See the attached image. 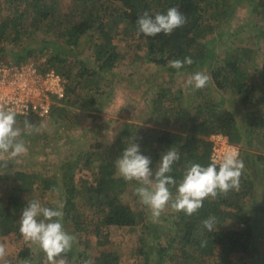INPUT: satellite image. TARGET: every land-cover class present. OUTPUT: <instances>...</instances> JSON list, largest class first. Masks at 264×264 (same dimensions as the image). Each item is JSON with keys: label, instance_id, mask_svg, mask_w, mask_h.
Instances as JSON below:
<instances>
[{"label": "trees", "instance_id": "trees-1", "mask_svg": "<svg viewBox=\"0 0 264 264\" xmlns=\"http://www.w3.org/2000/svg\"><path fill=\"white\" fill-rule=\"evenodd\" d=\"M64 1L0 0V59H7L4 58L7 45L15 46L18 49L10 56L12 61L26 62L34 56L39 61L36 68L41 74L53 70L62 77L65 95L51 110L54 122L62 117L69 119L75 107L98 108L95 107L97 98L103 96L111 81L109 74L123 58L112 40L135 35L144 42L148 62L177 74L168 62L190 57L193 63L182 67L179 73L205 69L215 89L230 93V102L255 109L240 120L235 109L226 103L199 101L175 131L167 127L172 123L167 124L164 118L180 116L182 109H175L171 99L164 97L165 91L159 90L152 98L149 126L132 120L120 122L111 149L101 150L105 155L98 149H90L82 152L83 160L77 156L61 161L56 172L44 173L31 168L9 169L7 174L0 168V185H4L0 196V237L9 234L21 237L18 224L21 211L28 201L39 200L46 207L63 205L62 223H68L71 228L68 233L77 238L71 251L63 257L71 264H163L166 259L171 264H248L234 258L239 251L252 254V264H264V237L260 243L254 242L251 222L253 214L261 208L264 211V204L259 208L254 203L256 194H262L264 199V190L259 188V183L264 181V0ZM242 1L249 5L251 18L258 19L256 31L248 29L253 40L241 39L240 44L236 37L241 29L232 32L227 26L232 9ZM170 7H177L185 16L182 27L170 35L137 34L135 22L143 12L154 16L166 13ZM215 41L221 42V54L214 52L211 42ZM83 45L84 57H81L78 51ZM251 67L255 73L252 77ZM174 99L178 102V96ZM165 105L173 108L163 112ZM41 118L33 113L17 114V126L23 128L25 119L37 125ZM217 133L239 147V157L245 162L238 190L215 199L206 198L203 207L192 216L170 209V224L154 231L150 241L144 236L138 238L139 245L134 252L137 259L133 262H122L119 253L112 249L90 254L91 237L98 247L111 243L109 227L147 228L151 222L143 209L134 208L125 200L132 191L134 198H138L136 185L125 181L114 167L115 159L128 144H138L141 153L151 158L153 169L161 154L175 147L180 159L174 162L170 174L179 182L191 163L202 166L211 163L210 136ZM93 147L91 143L90 148ZM85 166L92 171V181L80 174ZM55 189L59 193L57 202L41 201L45 192ZM171 191L174 198L175 187ZM33 192L35 198L31 197ZM209 216L215 218L214 230L210 233L202 225ZM261 228L264 235V224ZM163 238H166L164 245ZM152 241L157 244L156 248L151 246ZM26 245L15 255H5L1 264H49L38 245ZM78 245L82 250L77 249Z\"/></svg>", "mask_w": 264, "mask_h": 264}, {"label": "rangeland", "instance_id": "rangeland-1", "mask_svg": "<svg viewBox=\"0 0 264 264\" xmlns=\"http://www.w3.org/2000/svg\"><path fill=\"white\" fill-rule=\"evenodd\" d=\"M66 3V0L64 1ZM249 5L242 1L232 9L231 19L227 28L236 32V42L243 43V41L253 40L252 34L249 33V28L256 31L255 22L257 17L251 18L248 13ZM6 9H9L6 3ZM215 34V32H213ZM228 37L227 35L223 36ZM243 39V41L241 40ZM113 43L119 48L123 58L117 66L109 74L110 83H107L103 96L97 98L95 109H81L75 107L73 112H70V118L62 117L58 121H53L50 115L41 118L39 125H43L39 131H33L30 134L22 133L20 139L24 140L27 147V152L20 157L10 158L8 154L0 156V168L3 172L9 174V169H36L41 172L58 171L59 163L66 159H75L77 156L81 157L82 152L90 151V149H98L108 151L111 149L113 140H115V131L119 126V123L125 120H132L143 126H149L148 113L151 109L152 98L159 90L165 91V96L168 97L170 102L174 104L175 109L178 107L182 109L180 116L176 115L164 118L167 120L168 128L172 130H179L178 124L184 120V116H189V111L199 101H214L220 104L226 103L231 109H235V113L240 120H244L248 114L255 108L245 109L235 102H230L231 95L229 92H223L215 89L214 85L209 80L207 86L200 90H194L191 87H186L185 82L189 76L196 72H203L209 74L205 69H195L192 72H183L177 74H170L161 67L155 66L148 62L146 59L144 42L139 40L137 35L132 37H116ZM215 53L221 54V42H211ZM261 45L259 41L258 46ZM15 46H6V53L4 58L11 60L13 52L17 50ZM85 46L83 45L78 51L81 57H84ZM12 51V52H11ZM37 54L36 52L34 55ZM42 60V58L40 59ZM26 62L32 63L35 66L39 61L30 56ZM37 64V65H36ZM254 68L249 69L250 76L255 75ZM210 77V76H209ZM103 86V85H102ZM178 96V102L174 98ZM171 106L165 105L162 109L165 112ZM173 108V107H171ZM53 109V108H52ZM54 110V109H53ZM247 110V111H246ZM176 110H174L175 112ZM247 113V115H245ZM171 122V123H170ZM245 122V121H244ZM162 122V126H163ZM166 126V125H164ZM33 139L37 141H33ZM39 140V142H38ZM91 143L93 148H90ZM101 151V155H105ZM111 156L113 154L109 152ZM240 159V157H239ZM117 158L115 159V161ZM6 164V166H5ZM151 163L150 166L152 165ZM156 166V164H155ZM154 166V167H155ZM92 171L88 166L81 170V176L87 181H92ZM136 187L137 182L133 181ZM259 188L264 190V181L259 183ZM4 193V185H0V196ZM129 193V192H128ZM127 193V194H128ZM36 194L38 191L36 190ZM136 195V193H135ZM31 197L35 198V193L31 194ZM41 201L57 202L59 198L58 189L47 191L40 197ZM125 200H128L134 208H140L145 211L146 216L151 218L148 209L140 202L139 197L134 198L133 191L128 196H125ZM254 203L259 208L264 204L262 194L254 195ZM170 206L166 207L160 217L155 221L151 218L149 226L146 227L136 226L135 228L128 227H109L111 243L104 247H98L94 244V238L91 237L90 247L88 251L90 254L99 252L100 250H116L121 261L124 263L133 262L136 258L134 255L139 237H146L147 240H151V236L154 231L161 230L165 224H170L172 217L169 215ZM165 219V220H164ZM252 226L254 230L255 239L254 242L260 243V239L264 237L262 231V224H264V211H257L252 215ZM68 223H64V229L67 231L71 229L67 226ZM261 225V226H260ZM66 226V227H65ZM165 228V227H164ZM146 231V233H145ZM68 232V231H67ZM77 239V238H76ZM164 245L166 238L161 240ZM0 244H4L6 248V255H15L19 248L23 245L29 246L30 242H27L23 237H17L15 234H9L0 237ZM152 247H157L155 241L151 243ZM82 246L78 245L77 249L82 250ZM234 258L239 262H247L252 264V254L237 252L234 254ZM4 261V258L0 259V264ZM67 264H71L68 263ZM85 264H90L85 263ZM163 264H171L166 259Z\"/></svg>", "mask_w": 264, "mask_h": 264}, {"label": "clouds", "instance_id": "clouds-1", "mask_svg": "<svg viewBox=\"0 0 264 264\" xmlns=\"http://www.w3.org/2000/svg\"><path fill=\"white\" fill-rule=\"evenodd\" d=\"M135 23L137 34L155 37L161 33L170 35L186 23V18L177 7H170L166 13H157L154 16L145 11ZM192 63L190 57H185L183 60H170L168 66L176 69L179 74L182 67ZM209 80L208 75L196 72L188 77L185 86L200 90L207 86ZM41 127L43 125L38 126L25 119L21 128L17 126V114L14 110L0 109V156L8 154L10 158H17L25 154L27 147L24 140L20 139L22 133L30 134L39 131ZM179 159L180 155L173 147L161 154L158 164L153 169L150 167L151 158L141 153L138 144L131 142L114 162L116 171L125 181L137 182L135 193L154 221L168 206L176 212L192 216L203 207L206 198L215 199L218 195L238 190L240 186L245 162L239 159L236 152H227L219 161L214 159L207 166L191 163L182 179L177 182L170 173L174 162ZM172 187L176 189L174 198ZM62 209V204L57 208H51L42 206L39 200H31L22 209L18 219L19 232L23 239L38 245L46 254L49 264H67L63 257L71 251L76 239L64 229ZM202 225L209 233L213 232L215 218L209 216L202 221ZM5 255V245L0 244V259Z\"/></svg>", "mask_w": 264, "mask_h": 264}, {"label": "built area", "instance_id": "built-area-1", "mask_svg": "<svg viewBox=\"0 0 264 264\" xmlns=\"http://www.w3.org/2000/svg\"><path fill=\"white\" fill-rule=\"evenodd\" d=\"M64 95L62 77L53 70L41 74L32 63L0 59V109L43 118ZM211 140V162L219 161L227 152H236L239 157L238 146L227 142L221 134L212 135Z\"/></svg>", "mask_w": 264, "mask_h": 264}]
</instances>
